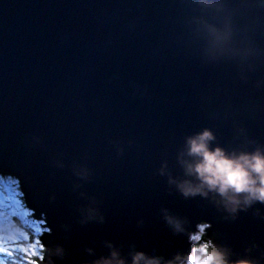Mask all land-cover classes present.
<instances>
[{
    "label": "water",
    "instance_id": "water-1",
    "mask_svg": "<svg viewBox=\"0 0 264 264\" xmlns=\"http://www.w3.org/2000/svg\"><path fill=\"white\" fill-rule=\"evenodd\" d=\"M219 3L0 0V174L43 213V245L63 249L53 264H92L105 242L167 260L200 223L233 259L264 264V204L233 218L168 182L204 128L228 150L264 146V0ZM200 21L228 25L220 51Z\"/></svg>",
    "mask_w": 264,
    "mask_h": 264
},
{
    "label": "clouds",
    "instance_id": "clouds-1",
    "mask_svg": "<svg viewBox=\"0 0 264 264\" xmlns=\"http://www.w3.org/2000/svg\"><path fill=\"white\" fill-rule=\"evenodd\" d=\"M202 8L216 9L220 7L219 0H198ZM210 37L212 50L220 51L224 43L230 38L227 24L223 30L216 26L200 21ZM216 136L208 128H204L185 137L184 146L177 155V161L183 170V178L169 175L168 182L185 198L199 195L211 198L212 202L222 208L231 217L242 210H246L255 203L264 204V146H257L252 150H228L215 143ZM166 164H162L160 174H166ZM89 210V218H91ZM175 232H183L181 221L170 216L165 217ZM101 221L103 217L99 218ZM210 225H198L195 232L189 233L191 247L185 253H176L165 260L161 256H149L142 251L130 253V261L125 260L120 251L111 242H105L109 249L107 256H102L92 264H259L255 259L237 257L232 250L218 244L211 236L206 235ZM2 232L9 242L24 240V229L15 224L3 227ZM89 254L92 249H87ZM249 249H245L247 253ZM61 247L55 250L37 249L38 264H43L48 255V264H53L52 256H60Z\"/></svg>",
    "mask_w": 264,
    "mask_h": 264
},
{
    "label": "snow or ice",
    "instance_id": "snow-or-ice-1",
    "mask_svg": "<svg viewBox=\"0 0 264 264\" xmlns=\"http://www.w3.org/2000/svg\"><path fill=\"white\" fill-rule=\"evenodd\" d=\"M30 215L34 216V210H28L26 208V203H20L17 199V191L13 183H6L4 188L0 190V224H11L12 217L24 218V223L28 228L32 229L35 239L32 245L26 247L21 242L22 240H15V242L10 243L5 239L3 232H0V256L6 255L8 257H13L16 253H20L26 260V264H38V260L32 258L37 257L36 252L38 248H43L40 237L46 232L50 233L51 229L46 227V220L26 219ZM23 235L24 239L29 237L28 233L24 232ZM0 264H4V261L0 260Z\"/></svg>",
    "mask_w": 264,
    "mask_h": 264
},
{
    "label": "rangeland",
    "instance_id": "rangeland-1",
    "mask_svg": "<svg viewBox=\"0 0 264 264\" xmlns=\"http://www.w3.org/2000/svg\"><path fill=\"white\" fill-rule=\"evenodd\" d=\"M6 183H13L14 184V188L17 191V199L20 201L21 204H25L24 195L18 186V180L15 177V175H13V174L12 175L0 174V190H2L4 188ZM26 208L28 210H34L33 208L28 207L27 205H26ZM6 214H7V211H6ZM39 217L40 218H34L32 215H30L26 219H28V220H44L43 213L39 212ZM12 224L21 226L24 229V232L29 234L28 238L21 241L26 247L30 246L34 243L35 236L33 235L32 229L28 228L26 226V224L24 223V218L12 217ZM198 225H203V223H200ZM7 226H8L7 223H5L3 225L0 224V232H2L3 227H7ZM197 226H196V229H197ZM10 243H13V242H10ZM36 258H38V257H36ZM32 259H34V257ZM0 260H3L4 264H26V260L23 258V255L20 253H16L13 257H8L6 255L4 257V255H2V256H0Z\"/></svg>",
    "mask_w": 264,
    "mask_h": 264
},
{
    "label": "trees",
    "instance_id": "trees-1",
    "mask_svg": "<svg viewBox=\"0 0 264 264\" xmlns=\"http://www.w3.org/2000/svg\"><path fill=\"white\" fill-rule=\"evenodd\" d=\"M18 186H19V185H18ZM4 257H5V255H4ZM34 259L38 260V258H36V257H34Z\"/></svg>",
    "mask_w": 264,
    "mask_h": 264
},
{
    "label": "bare ground",
    "instance_id": "bare-ground-1",
    "mask_svg": "<svg viewBox=\"0 0 264 264\" xmlns=\"http://www.w3.org/2000/svg\"><path fill=\"white\" fill-rule=\"evenodd\" d=\"M7 175H9V174H7ZM10 175H12V174H10Z\"/></svg>",
    "mask_w": 264,
    "mask_h": 264
}]
</instances>
